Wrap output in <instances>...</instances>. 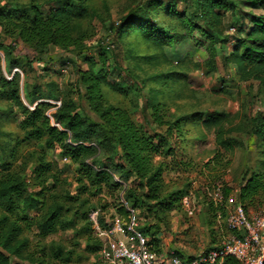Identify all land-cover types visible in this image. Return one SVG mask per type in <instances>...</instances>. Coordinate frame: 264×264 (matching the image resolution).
<instances>
[{
    "label": "rangeland",
    "instance_id": "374dc122",
    "mask_svg": "<svg viewBox=\"0 0 264 264\" xmlns=\"http://www.w3.org/2000/svg\"><path fill=\"white\" fill-rule=\"evenodd\" d=\"M83 2L88 8V18L74 22L76 35L84 37L79 50L48 47L35 51L24 46L16 37L5 36L0 26V79L11 80L16 73L22 105L30 110L41 103L50 105L45 116L51 122L59 101L65 95L75 101L80 116H88L98 122L86 106L84 89L78 80V71L87 70L107 73V83L102 87L105 105L128 110L139 125L145 126L143 121H148V127L154 128L149 122L150 109L144 104L152 101L155 94L156 99L165 103L175 117L196 115L197 123L183 128L188 141L184 154L191 157L192 169L181 173L170 167L163 175L165 193L182 191V200L172 211L159 215L158 219L162 222L159 227L156 226V219L145 218L142 209L138 211V222L142 231L149 226L150 232L142 233L157 258L161 255L162 243L168 249L183 253L184 258L197 256L215 246L227 233L223 224L217 227V216L220 214L224 218L238 204L236 195L242 180L258 168L256 141L250 134V123L258 115L264 117L261 90L256 82H239L236 68L225 67L221 56H228L234 41L245 37L256 19L264 18V10L250 7L243 0H232L235 10L220 12L223 21L219 31L227 42H222V39L213 46L215 58L212 60L206 38L200 33L202 25L192 20L195 15L194 0ZM32 3L44 17L60 7L57 0H15L14 3L0 0V9L16 11ZM169 5L176 16L168 14ZM144 14L149 16L150 25L156 27L155 37H161L159 33L170 30L169 35L175 37L174 40L157 41L155 44L145 41L138 27L118 33L124 18H142ZM178 15H185L199 29L190 34ZM183 35L189 36L181 38ZM9 54L18 65L11 70L7 63ZM212 68L213 71L208 73ZM2 93L0 86V179L10 172H22V179L33 186L32 171L38 169L39 158L43 156L45 162L53 165L57 177L54 185L50 181L45 185V205L53 209L62 208L60 224L45 238L37 237L28 225L23 226L21 237L28 242L27 250L22 261H13L56 264L49 256V250L58 247L64 254L71 253L68 264H95L97 254L86 252V236L91 234L99 241L91 216L97 213L96 223L99 221L102 227H110L115 215V193L104 189L99 194L90 191L88 195H81L74 181L77 178L75 165L62 158L57 149H45L41 142H22L24 135L19 128L20 113L12 109L10 115L12 106ZM35 95L38 99L35 98L37 100L31 104ZM213 114H220L226 119L222 126L226 131L224 138L232 139L240 146L234 148L232 155H226L220 166L212 164L204 168L203 165L212 158L214 135L213 131L199 124ZM201 137H205L204 142H201ZM99 160L101 164L105 163ZM225 190L229 191L227 197ZM263 205L264 200L260 206L245 210L256 213ZM86 212H89L86 223L89 226L84 223ZM39 213L40 218L45 211ZM34 216L30 213L28 219ZM68 222L74 223L72 229L64 228Z\"/></svg>",
    "mask_w": 264,
    "mask_h": 264
},
{
    "label": "trees",
    "instance_id": "16d2710c",
    "mask_svg": "<svg viewBox=\"0 0 264 264\" xmlns=\"http://www.w3.org/2000/svg\"><path fill=\"white\" fill-rule=\"evenodd\" d=\"M83 1L57 0L60 7L55 11L51 10L45 17L33 3L25 9L16 11L1 8L2 33L7 37H16L24 46L35 51L48 47L79 50L84 37L76 35L74 22L88 18V8ZM243 1L250 7L264 10V0ZM194 3L195 15L192 20L201 23L200 33L206 38L211 59L214 60L213 46L222 39L224 40L222 42H227L226 37H222L219 31L223 21L220 12L235 10V6L232 0H194ZM168 14L176 16L170 5ZM178 16L190 34L199 29L187 20L185 15ZM148 18L149 16L145 14L142 18L126 17L118 33L121 34L131 27H138L137 30L145 41H152L155 44L157 41L174 40L175 37L169 35L170 30H167V33H159L161 36L159 39L155 37L153 33L156 32V27L150 25ZM245 34V37L234 41L231 53L228 56H221V60L225 67L236 68L239 82L258 83L264 104V18L256 19L252 28ZM188 36L183 35L181 38ZM7 63L9 70L18 66L11 54L8 55ZM212 71L213 68L209 69L208 73ZM17 78L16 73L11 80L1 78L0 86L2 94L12 106L10 115L13 110L20 113L19 128L24 135L22 142H41L45 149H57L62 158L75 165L77 178L74 181L79 186L81 195H88L90 191L99 194L104 189L115 193L114 218L118 217L124 222L127 220L128 212L119 197L120 193H123L124 202L137 212V218L139 209H142L145 211V218L156 219V226L159 227L162 223L158 219L159 215L172 211L183 197L182 191L179 190L165 193L163 175L170 167H175L181 173L192 169L191 157L184 154L188 141L183 128L197 123L196 115L175 117L165 103L156 99L155 94L152 101L144 104L145 108L150 109L149 122L154 128L148 127V121H143L145 126L139 125L132 119L128 110L105 105L102 87L107 83V73L98 74L87 70L78 71V80L84 89L86 106L97 117L98 122L92 121L88 116H80L75 101L67 95L62 96L59 101L60 105L52 115L51 122L45 116L50 105L41 103L33 110L22 105ZM27 98L31 99L29 96ZM35 98L37 95L29 100L31 104L38 99ZM225 122L226 119H223L222 115L213 114L210 118L202 119L199 124L213 131L214 135L212 158L203 165L204 168L212 164L220 166L226 155H232L234 148L240 146L234 140L224 138L226 131L222 126ZM250 126V134L256 141L259 164L255 171H251L248 177L242 180L236 195L237 203L246 210L260 206L264 200V117L258 115L251 121ZM204 138L201 137V142H204ZM99 158L105 163L101 164ZM53 170V165L45 162L43 156H40L38 169L32 171L33 186L22 179L20 176L22 172H19V175L10 172L0 179V264H22L15 263L13 259L22 261L27 250L28 242L21 237L26 225L29 229H34L37 237L45 238L55 232L60 224L62 208L47 207L44 201L47 195L46 183L50 181L54 185L57 181ZM113 177L125 185L124 190ZM228 195L229 191L225 190V196ZM42 211H45V214L39 218V212ZM30 213L35 214L34 218L28 219ZM88 215L89 212L83 215L85 226L88 225H86L89 221ZM97 223L98 226H103L101 222ZM73 227L72 222L64 226L65 229ZM148 228L149 226L143 229L145 234L150 232ZM84 229L88 231L86 227ZM139 230L143 235L140 227ZM86 241L88 242L86 252L97 254L101 248L100 241L91 234L86 236ZM90 243L93 244L89 246ZM154 243L157 245V242ZM49 252V256L56 264H68L71 261V253L64 254L58 247L50 248ZM176 253L181 258L185 256ZM184 259L188 262L192 257Z\"/></svg>",
    "mask_w": 264,
    "mask_h": 264
},
{
    "label": "built area",
    "instance_id": "2783aa9c",
    "mask_svg": "<svg viewBox=\"0 0 264 264\" xmlns=\"http://www.w3.org/2000/svg\"><path fill=\"white\" fill-rule=\"evenodd\" d=\"M113 179L125 189L122 182ZM122 196L120 193V202L128 212L125 222L115 217L110 227L100 229L97 213L91 216L101 243L95 264H264V205L256 213L237 204L224 218L219 214L218 228L223 224L227 233L215 246L186 262L163 243L161 255L156 257L139 230L137 212L126 205Z\"/></svg>",
    "mask_w": 264,
    "mask_h": 264
},
{
    "label": "crops",
    "instance_id": "0c3cea01",
    "mask_svg": "<svg viewBox=\"0 0 264 264\" xmlns=\"http://www.w3.org/2000/svg\"><path fill=\"white\" fill-rule=\"evenodd\" d=\"M238 192V191H237ZM224 200H226V199H224ZM236 203H237V200H236ZM217 227H218V224H217Z\"/></svg>",
    "mask_w": 264,
    "mask_h": 264
}]
</instances>
